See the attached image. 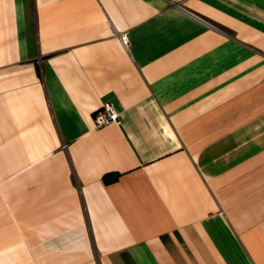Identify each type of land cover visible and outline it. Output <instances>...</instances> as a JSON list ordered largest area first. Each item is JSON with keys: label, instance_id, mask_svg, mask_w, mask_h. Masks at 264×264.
Instances as JSON below:
<instances>
[{"label": "crops", "instance_id": "crops-1", "mask_svg": "<svg viewBox=\"0 0 264 264\" xmlns=\"http://www.w3.org/2000/svg\"><path fill=\"white\" fill-rule=\"evenodd\" d=\"M0 264H264V0H0Z\"/></svg>", "mask_w": 264, "mask_h": 264}, {"label": "built area", "instance_id": "built-area-1", "mask_svg": "<svg viewBox=\"0 0 264 264\" xmlns=\"http://www.w3.org/2000/svg\"><path fill=\"white\" fill-rule=\"evenodd\" d=\"M122 40L125 41V35L121 36ZM119 118V112L115 108L112 102H106L97 111L94 122L95 126L99 127L104 124H110L116 122ZM65 146V145H64Z\"/></svg>", "mask_w": 264, "mask_h": 264}]
</instances>
